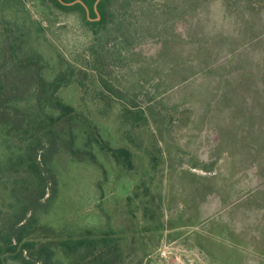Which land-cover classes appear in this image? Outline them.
<instances>
[{
  "label": "rangeland",
  "instance_id": "rangeland-1",
  "mask_svg": "<svg viewBox=\"0 0 264 264\" xmlns=\"http://www.w3.org/2000/svg\"><path fill=\"white\" fill-rule=\"evenodd\" d=\"M23 2L47 82L89 74L60 96L103 140L96 164L50 165L27 237L56 264L84 236L117 239L122 264H264V0H107L98 27Z\"/></svg>",
  "mask_w": 264,
  "mask_h": 264
},
{
  "label": "trees",
  "instance_id": "trees-1",
  "mask_svg": "<svg viewBox=\"0 0 264 264\" xmlns=\"http://www.w3.org/2000/svg\"><path fill=\"white\" fill-rule=\"evenodd\" d=\"M51 1L58 9L82 12L86 22L95 27L106 22L107 0L98 4L99 21L94 8L97 0H81L89 15L80 3L65 6ZM34 25L23 0H0V201L7 200L9 191L8 199L14 202L9 209L0 206V256L10 255L22 264H56L49 243L27 237L56 185L55 172L51 176L47 170L54 171L50 165L61 155L78 163L96 164L95 147L103 140L94 123L60 96L71 85L84 87L89 74L72 69L47 82V65L33 44ZM75 72L78 77L74 80ZM17 204L19 209L12 211ZM4 211L9 213L1 216ZM60 248L71 264L123 263L119 241L111 236L65 239Z\"/></svg>",
  "mask_w": 264,
  "mask_h": 264
},
{
  "label": "water",
  "instance_id": "water-1",
  "mask_svg": "<svg viewBox=\"0 0 264 264\" xmlns=\"http://www.w3.org/2000/svg\"><path fill=\"white\" fill-rule=\"evenodd\" d=\"M61 4H63V5H65V6H73V5H75V4H77V3H80V4H82L85 8H86V10H87V13H88V15H89V9L87 8V6L83 3V1H81V0H77V1H75V2H71V3H67V2H65V1H63V0H58ZM102 0H97L96 1V3H95V5H94V8H95V11H96V13H97V21H99L100 19H101V15H100V13H99V11H98V4L101 2Z\"/></svg>",
  "mask_w": 264,
  "mask_h": 264
}]
</instances>
